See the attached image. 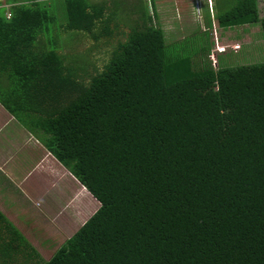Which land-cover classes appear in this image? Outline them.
<instances>
[{
  "label": "trees",
  "instance_id": "1",
  "mask_svg": "<svg viewBox=\"0 0 264 264\" xmlns=\"http://www.w3.org/2000/svg\"><path fill=\"white\" fill-rule=\"evenodd\" d=\"M232 2L218 24L264 36L259 0ZM7 4L0 102L99 205L48 258L0 210V264H264V59L171 51L148 13L102 58L105 2ZM61 15L91 72L57 47Z\"/></svg>",
  "mask_w": 264,
  "mask_h": 264
},
{
  "label": "rangeland",
  "instance_id": "2",
  "mask_svg": "<svg viewBox=\"0 0 264 264\" xmlns=\"http://www.w3.org/2000/svg\"><path fill=\"white\" fill-rule=\"evenodd\" d=\"M10 1L13 0H0V6H8L7 2ZM184 1L185 4L190 6V11L180 14L179 17L181 0H155V4L152 3V0H130L127 2L117 0V6L119 4L120 8L118 17L124 19L123 17L126 14L131 15V12H135L136 15H133V18L137 19L139 18L137 14L143 16L149 9H152V22L164 28L167 39L170 42L171 51L176 50L196 54L212 44L211 49L208 51V57L215 66L219 65L220 56L222 59H228L233 56V52L237 54L233 59L241 62L264 59V36L258 23L241 24L227 28H223L218 24L215 16L216 8L219 10L228 8L232 5L233 0H211L210 8H208L207 0ZM259 8L260 14L264 15V0H259ZM6 14H9L8 10ZM62 20H65L64 15L57 18L58 23H55V30H53L57 37V47L61 48L64 45V51L66 50V53L69 54L68 59L71 65L78 68L86 67L91 72L94 69V64L91 63L89 67L88 64L90 53H93V51L91 48L82 50L85 45L86 47L89 45V40L86 39V36L78 37V34L73 38L64 36L62 29L59 28V23ZM129 29V24L123 25L117 34L109 39L108 43H104L105 46L101 45L102 51L98 56L106 57L109 50L116 46L117 41L125 37ZM51 31L52 28L49 32L50 36L52 34ZM71 33L74 34L73 32ZM75 39L78 41H75ZM100 63L101 61L96 62V64ZM42 150L44 151V148ZM3 164V162H0V168H4ZM65 172L71 176L67 170ZM43 175L45 177L43 178L44 186H31L35 191V194L29 193L33 201L30 202L28 199L26 203L22 202L26 208L24 210L16 209L11 211V213L13 215L12 220L21 224L19 229L26 233L28 239L38 249L42 257L48 258L98 207L99 201L92 197L78 180L72 176L75 186L68 182L63 184V179L51 172L44 171ZM24 190L28 191L25 187ZM77 191L81 192L83 197L76 195ZM45 193L47 195H44ZM41 196H44V199L48 201V205L43 210V215L40 214L34 204L36 199L40 201ZM9 198L19 201L27 199L15 194ZM8 206L7 208L11 210L16 204L12 202ZM16 207H19V205ZM47 218L49 221H47ZM33 219L35 220L34 223H32Z\"/></svg>",
  "mask_w": 264,
  "mask_h": 264
},
{
  "label": "crops",
  "instance_id": "3",
  "mask_svg": "<svg viewBox=\"0 0 264 264\" xmlns=\"http://www.w3.org/2000/svg\"><path fill=\"white\" fill-rule=\"evenodd\" d=\"M90 1L95 3L105 2L107 4V7L105 8L106 11L105 17H107L108 15L110 16V20L108 21V24L109 27L112 29L111 35H107L109 39L115 34H117L118 30L123 25L130 24L131 21L133 23V21L135 20L133 18V15H136L135 12H131V15L126 14L123 17L124 19L118 17L120 8H119V4L117 6L118 3L117 0L114 1L90 0ZM124 1L127 2L130 0H124ZM154 2L155 0H152V3ZM207 5L208 8H210L211 2L209 3L207 1ZM189 11H190V6L185 4L184 0H181V6L179 9L178 16L180 17V14H185L188 13ZM147 13L150 14V17L148 18L152 19V9H149ZM138 15L139 17H141L140 14H137V16ZM99 42L101 45L107 43L104 34L101 36ZM43 148L44 151L42 150ZM0 160H2L0 162L4 163L3 164L4 168H0V210L18 228L21 227V224L19 222L15 223L12 220L13 215L11 211L16 209L24 210L26 207L24 206L23 203H26L28 199L30 202L33 201L31 200L32 198L29 193L35 194V191L34 188L31 186H37V185L44 186L43 183V178H45L43 175L44 171L51 172L55 174L57 177L59 176V178L63 179L62 182L63 184L68 182V183H72L73 186H75V183L72 181L71 176L74 177L75 179L77 178L69 171L68 167L63 163H61L57 159V157L50 151V149H48V147L44 144V142L41 141V139L36 134H34L25 124H23V122H21L1 102H0ZM66 170L68 171V173H70L71 176L67 175V173L65 172ZM36 179L37 181H35ZM78 182L89 192V194L92 197H94L91 194V192L79 180ZM24 187L28 189L27 192L24 190ZM13 194L19 197L23 196L27 199H25L24 201H19V200H15L14 198H9ZM44 195L47 194L45 193ZM76 195L83 197L82 193L78 191L76 192ZM41 197L42 198H40V201L39 199H36L34 201V204L37 206V209L40 211V214L43 213L44 208H46V206L48 205V201L44 199V196ZM12 202H15L16 206L19 205V207L15 206L11 208V210H9L7 207H9L8 205L11 204ZM47 221H49L48 218ZM34 222L35 220L33 219L32 223ZM20 231L27 237L24 231L22 230ZM28 240L31 242L30 239Z\"/></svg>",
  "mask_w": 264,
  "mask_h": 264
},
{
  "label": "built area",
  "instance_id": "4",
  "mask_svg": "<svg viewBox=\"0 0 264 264\" xmlns=\"http://www.w3.org/2000/svg\"><path fill=\"white\" fill-rule=\"evenodd\" d=\"M209 3L211 2V0H207ZM198 4V3H197ZM199 5V4H198ZM211 7V6H210Z\"/></svg>",
  "mask_w": 264,
  "mask_h": 264
}]
</instances>
